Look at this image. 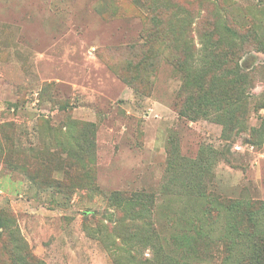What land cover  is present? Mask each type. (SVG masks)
<instances>
[{
	"label": "rangeland",
	"instance_id": "1",
	"mask_svg": "<svg viewBox=\"0 0 264 264\" xmlns=\"http://www.w3.org/2000/svg\"><path fill=\"white\" fill-rule=\"evenodd\" d=\"M215 24H253L264 38V0H0V264H113V191L156 190L165 238L198 236L170 225L196 215L189 199L161 191L175 148L212 193L264 200V138L251 142L264 111L230 139L213 119L179 114L171 33L200 58L201 34ZM157 32L160 50L142 47ZM242 61L253 68L254 105L264 98V51ZM77 140L89 142L83 153Z\"/></svg>",
	"mask_w": 264,
	"mask_h": 264
},
{
	"label": "trees",
	"instance_id": "2",
	"mask_svg": "<svg viewBox=\"0 0 264 264\" xmlns=\"http://www.w3.org/2000/svg\"><path fill=\"white\" fill-rule=\"evenodd\" d=\"M171 34L173 47L181 52L175 61L183 75V85L177 93L179 114L192 121L213 119L219 122L227 139L244 131L251 111H264V98L252 105L249 88L253 68L241 62L244 54L264 51V38L259 35L257 26L252 24L242 31L231 25L215 24L201 34L204 48L200 58L194 57L193 44L179 47V38ZM164 36L162 32H157L155 37L149 34L142 47L149 51L160 50L165 43ZM239 40L249 44L243 46L237 42ZM149 56L151 58L150 52ZM261 119V125L252 129L253 144L264 138V113ZM75 143L79 153L89 144L88 140ZM173 153L168 160L169 185L161 191L171 194V202L188 198L187 205H192L191 210L196 215L181 217L178 221L173 219L170 225L180 232L193 228L198 236H179L174 243L165 238L164 226L155 219L156 190L113 191L109 197L115 212L109 214V219L112 223L115 219L116 224L110 234L105 235L112 245L113 264H264V200L212 193L202 179L204 170L200 172L199 167L176 148ZM200 161L204 162L201 158ZM47 182L59 188L63 185L62 181L53 179ZM168 212L176 216L172 207ZM182 213L186 214L184 210ZM105 227L107 229L100 231H108V225ZM193 239L205 243L207 249L200 251L192 244ZM212 245L217 246L216 251L209 248Z\"/></svg>",
	"mask_w": 264,
	"mask_h": 264
}]
</instances>
